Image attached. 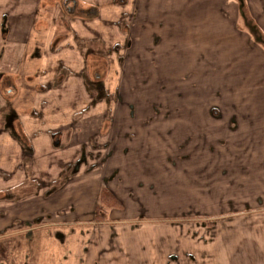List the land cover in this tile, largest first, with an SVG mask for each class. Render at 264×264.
I'll return each mask as SVG.
<instances>
[{"label":"crops","instance_id":"obj_1","mask_svg":"<svg viewBox=\"0 0 264 264\" xmlns=\"http://www.w3.org/2000/svg\"><path fill=\"white\" fill-rule=\"evenodd\" d=\"M42 1L39 0L31 14L32 21L28 22L23 14L24 0H0V13L8 15L7 20L2 17L4 14L0 16V31L5 34L3 39L0 36V41L13 45L31 44L30 50L23 47L17 63L20 64L19 73L23 72L30 80L37 78L38 82L34 96L26 104L27 114L14 113L12 107L13 113L8 115L0 132V264H77L79 256L83 264H94L98 259L96 256L100 257L102 264H146L149 258L159 264H168L169 259L187 260L194 264H264V139L255 133L257 130L245 131V135L251 137L245 147V167L248 191L253 201L261 204L233 215L243 219V225L231 227L227 232L216 231V226L203 227L205 232L217 233L218 239L212 235L210 239L204 236V241L201 238L197 244H185L184 248L178 243H161L152 248L154 253L150 252L149 257L145 254L142 260L135 261L132 259L140 255L136 251L147 248H132L116 241H101L88 246L68 244L61 233L63 226L72 224L63 222L71 215L79 217L86 213L89 217L84 216L94 220H90L91 224L95 223V210L103 188L121 200L118 192L121 183L108 178L114 152L96 148L91 153L81 149L82 135L92 137L98 145L120 140L116 136L118 124L111 127L114 129L112 138L110 130L102 134L106 131L101 126L109 116L78 114L75 108L86 97L90 103L94 102L83 76L87 67L85 74L89 73V54L97 58L93 73L95 76L99 74L97 81L103 84L100 75L104 73L106 60L117 56L113 47L117 44L118 49L124 48L128 52L127 56L118 57L122 61L128 56L134 57L131 52L136 53L135 58L146 56L145 52L150 53L147 42L153 41L156 27L163 24L166 44H175L186 54L194 48L200 53L218 55L225 45L221 32L232 24L238 29L237 20L233 23L231 16L232 11H237L238 0H71L72 4H68V0L61 9L60 0ZM261 3L260 13L252 6L251 0H245L263 31L259 30L264 77V0ZM41 4L42 13L39 12ZM63 8L69 12L67 17L60 13ZM37 21L41 23L38 28ZM63 24L67 26L65 35L58 27ZM240 36L242 40L246 39L244 34ZM252 38L253 35H248L247 41L254 46ZM109 46L111 54L108 53ZM6 53V50L0 53V60L7 56L10 62L8 70L13 72L17 65L12 59L15 58L14 52L9 50V54ZM205 66L208 68L211 64ZM107 73H110V67ZM213 73L217 71L208 74ZM224 73L232 71L220 69V74ZM222 117L223 114L216 116L205 112L200 118L178 120L198 124H193V130L192 124H184L177 134L192 139L191 150H203L200 144L204 139V150L207 151L208 142L218 145L230 135L237 136L242 131L241 124L240 127L218 124ZM117 118L115 116L112 121H119ZM178 118L186 119L184 116ZM250 124L244 127L254 129V124ZM94 128L97 134H90ZM94 135L99 137L93 138ZM114 147L118 149V146ZM123 151L126 155L127 146ZM147 155L151 160V155ZM127 164L132 165L130 162ZM114 171L116 178L119 171ZM66 205L73 207V212ZM77 223L83 222L79 220ZM113 233L119 234L118 231ZM229 235L234 241L232 243H237L235 246H229ZM215 240L220 241L216 243ZM173 248L175 251L169 252ZM180 250H183L181 255L178 253Z\"/></svg>","mask_w":264,"mask_h":264},{"label":"rangeland","instance_id":"obj_2","mask_svg":"<svg viewBox=\"0 0 264 264\" xmlns=\"http://www.w3.org/2000/svg\"><path fill=\"white\" fill-rule=\"evenodd\" d=\"M38 2L39 0H24L25 21L29 22ZM66 2L68 0H60V9ZM68 4H72L71 0ZM251 4L261 13V0H251ZM240 6L239 3L237 11H232L231 15L233 23L237 20L238 29L232 24L229 29L221 32L220 36L225 45H222V52L218 55L200 53V50L194 48L186 54L177 48V45L166 44L163 24L156 27L153 41L147 42L150 44V53L145 52L146 56L135 58L136 53L131 52L134 57L128 56L124 62L118 57L125 54L127 56L128 52H125L124 48L118 49L116 44L113 49L117 56L106 60L104 73L100 75L104 80L103 84L97 81L99 74L95 76L93 73L96 69V56L89 54L88 61L85 55L89 63V73L85 74L87 67L83 76L94 102L90 103L89 97H86L80 106L78 104L75 107L77 113L109 116L101 126L106 131L102 134L110 130L112 138L114 129L111 127L118 124L116 136L120 140L98 145L96 141H92V137L82 135L81 149H87L91 153L96 148L114 152L108 178L121 183L118 192L123 207L110 209L105 220H95L92 224V217L88 219L86 213H83V217L71 215L63 219V222L73 224L68 223L61 229L68 244L88 246L90 243L101 241H116L132 248L145 247L147 250H137L140 255L132 259L142 260L145 254L149 257L150 252L154 253L152 248L161 243H178L184 248L185 244L192 245L204 241V236L210 239L212 235L218 239L217 233L205 232L203 227L216 226V231L227 232L231 227L233 229L237 225H243L244 220L233 215L261 204L259 201H253L247 188L245 147L251 137L245 135V131L250 133L257 130L255 133L264 139V77L261 50L263 31L259 29L258 19L255 14L257 21L254 19L251 9L246 5L244 16ZM42 8L41 4L40 13ZM60 13L66 17L69 15L66 8ZM81 13L85 15L84 11ZM5 15L4 12L0 13V16L7 20L8 15ZM39 16L40 14L37 15V20ZM40 24L37 21V28ZM58 27L63 29L61 34L67 33L66 24ZM3 33L0 31L2 39L5 37ZM242 34L246 36L245 40L241 39ZM248 35L254 36V46L247 41ZM256 35L261 40H257ZM23 47L28 50L32 48L29 43L13 45L4 40L0 41V53L6 50L8 55L9 50L13 51L15 58L12 59L16 63L21 59ZM108 53L111 54L110 46ZM6 57L0 60V132L6 125L8 115L13 113L12 107L14 113L27 114L26 104L28 105L34 96L38 83L37 78L30 80L23 72L19 73L18 63L14 66L16 69L13 68V72H10V62ZM207 63L211 64L208 68L205 66ZM109 67L110 73H107ZM222 68L232 71L233 74H220ZM216 71L217 73L208 74ZM218 88L223 90H216ZM205 112L216 116L223 114L222 121L218 124L238 127L241 124L242 131L238 132L237 136L230 135L226 141L218 143L221 147L210 141L208 150L205 151L203 139L200 144L203 150H191L192 139L181 137L177 133L184 128V124H192L193 130V124L198 123H184L178 120L200 118ZM115 116L119 117V121H112ZM181 116L186 119H179ZM246 119H249L248 122H245ZM247 123L254 124V129L245 128ZM96 130L94 128L90 134H97ZM98 137L94 135L93 138ZM114 146H118V149ZM126 146L127 152L123 155ZM147 154L151 155V160L147 159ZM129 162L132 165L128 166ZM114 170L119 171L116 178ZM261 188L259 187V190ZM66 206L73 212V207ZM209 215L214 216L205 217ZM79 220L83 223L76 224ZM114 231L119 234L116 235ZM231 239L232 236L229 235V246H235L237 243H232L234 241ZM219 241L215 240L216 243ZM173 249L169 252L175 251ZM82 253L80 250L79 254ZM178 253L181 255L183 250ZM79 257L77 264H83L82 257ZM95 259L97 261L95 260L94 264H102L100 257L96 256ZM194 263L177 259L168 261V264ZM146 264L159 263L149 258Z\"/></svg>","mask_w":264,"mask_h":264},{"label":"trees","instance_id":"obj_3","mask_svg":"<svg viewBox=\"0 0 264 264\" xmlns=\"http://www.w3.org/2000/svg\"><path fill=\"white\" fill-rule=\"evenodd\" d=\"M240 9L242 14L245 16V1L240 0ZM243 16V17H244ZM251 22V21H250ZM255 28L258 29L256 26ZM259 30V29H258ZM257 40H261L259 36L256 35ZM123 203L107 188H103L99 202L97 204L96 210H95V220H105L107 217V213L110 209H115V208H122Z\"/></svg>","mask_w":264,"mask_h":264}]
</instances>
